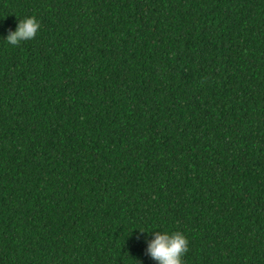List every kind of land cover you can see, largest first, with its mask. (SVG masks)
<instances>
[{"label": "trees", "instance_id": "1", "mask_svg": "<svg viewBox=\"0 0 264 264\" xmlns=\"http://www.w3.org/2000/svg\"><path fill=\"white\" fill-rule=\"evenodd\" d=\"M142 230L264 264V0H0V264H156Z\"/></svg>", "mask_w": 264, "mask_h": 264}, {"label": "clouds", "instance_id": "2", "mask_svg": "<svg viewBox=\"0 0 264 264\" xmlns=\"http://www.w3.org/2000/svg\"><path fill=\"white\" fill-rule=\"evenodd\" d=\"M40 29V22L34 16L18 19L14 30L4 36L6 42L12 46L31 40ZM151 233V239H146V254L156 264H183V256L188 251V240L182 231H143Z\"/></svg>", "mask_w": 264, "mask_h": 264}]
</instances>
